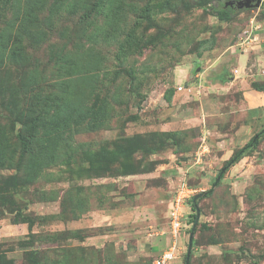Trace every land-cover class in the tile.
Wrapping results in <instances>:
<instances>
[{
	"label": "rangeland",
	"instance_id": "1",
	"mask_svg": "<svg viewBox=\"0 0 264 264\" xmlns=\"http://www.w3.org/2000/svg\"><path fill=\"white\" fill-rule=\"evenodd\" d=\"M19 1L0 0V32L23 5ZM219 1L240 0L212 4ZM127 2L134 5L127 7L121 30L111 29L102 15L81 23L84 11L63 9L44 45L25 42L42 76L22 103L41 108L62 78L71 86L58 91L71 96L77 90L74 95L90 109L70 133L63 162L44 175L17 186L7 181L15 170H0V256L8 264H154L175 242V196L193 192L183 202L172 264H185L192 201L201 194L190 264H264V135L218 177L224 163L264 128V107L249 109L243 95L252 81L264 80V0L260 7L232 6V17L224 21L204 7L179 15L153 6V23L135 14L152 0ZM42 16H50L48 8ZM132 31L145 45L127 43ZM242 53L249 54L245 63L239 61ZM65 61L75 71L66 70ZM17 75L18 66L0 62V125L11 137L14 116L2 102L13 106ZM99 110L101 122L91 127L89 119ZM137 136L159 147L152 154L134 153V167L142 172L78 179L70 172L88 163L64 164L84 150L113 149ZM77 186L87 189L91 205L80 217L65 212L62 202ZM208 245L217 246L218 257L202 255Z\"/></svg>",
	"mask_w": 264,
	"mask_h": 264
},
{
	"label": "trees",
	"instance_id": "2",
	"mask_svg": "<svg viewBox=\"0 0 264 264\" xmlns=\"http://www.w3.org/2000/svg\"><path fill=\"white\" fill-rule=\"evenodd\" d=\"M213 2L214 0H152V2L147 3L146 8H142L140 12L135 14L138 20L147 19L148 22L153 23L154 16L151 14L153 6H157L159 12L171 11L179 15L182 9L189 12L194 8L204 7L206 10L208 8L211 13L222 21L232 17L234 13L232 6H226V2L222 1L215 2L216 4L213 5ZM127 3V0H52L51 2L50 0H24L23 5L18 6L7 29L0 32V62L3 63L4 60H7V62L18 66L16 80L18 85H13L11 92L13 106L9 107L4 99L2 102L3 106H6L7 110H11V114L14 116L11 127L13 130L12 137L0 125V170H15L14 174L7 177V181H14L17 186L30 184L40 175H44L49 168L63 162L62 149L66 145L70 133L81 126L85 116L84 111L86 110L88 113L90 109H86L85 103L79 97L80 94L74 95L77 90H74L71 96L65 95L62 89L58 91L63 84L68 87L71 86L69 81L62 78L58 80L56 92L52 91L46 101L47 103L41 108L22 103L21 97L26 96L28 90H34L39 86L42 76H40L35 58L26 53L25 42L29 40L33 45H44L48 40V32L55 26L53 17L60 14L63 9H70L72 12L84 11L80 20L81 23L84 20L95 19L102 15L106 18V23L111 29L119 30L120 22L125 21L127 17V14H125L127 7L134 5ZM47 8L50 16L43 17L42 14ZM130 42L145 45L142 36L137 39L134 31L129 34L127 43ZM27 66H33L32 70H29ZM64 67L68 71H75V65L69 63V61L64 62ZM90 75L92 74L90 73ZM12 76V71H10V77ZM251 87L264 92V80L252 81ZM100 114L101 110L91 115L92 118L89 119L88 125L91 127L98 125L101 122L99 119ZM18 125L19 127H17ZM263 135L264 128L224 163L218 177L222 178L232 166L254 149ZM158 149L159 147L148 143L146 138L137 136L136 138H126L116 142L113 149L104 146L96 151L84 150L74 161L71 158L64 164L67 166L74 163L76 165L88 163L89 166H82L79 170L70 172L78 179L102 178L107 175L123 176L143 171H138L134 167L137 165L133 162L135 152L142 150L146 154H152L156 153ZM73 190L75 191L65 194L62 202L64 206H67L65 212L80 217L81 214L89 211L91 207L88 191L81 186H77ZM2 191L8 192V187L2 188ZM192 208L195 213L191 216H193V222L195 223L197 214L193 201ZM30 222L32 224V221ZM62 232L60 231L56 235L61 237L63 236ZM186 258L187 254L185 264ZM7 260V257L0 256V264H8ZM38 264H41V262L39 261Z\"/></svg>",
	"mask_w": 264,
	"mask_h": 264
},
{
	"label": "built area",
	"instance_id": "3",
	"mask_svg": "<svg viewBox=\"0 0 264 264\" xmlns=\"http://www.w3.org/2000/svg\"><path fill=\"white\" fill-rule=\"evenodd\" d=\"M250 36V35H249ZM248 40V38H246ZM186 194V193H185ZM190 193L183 195V193L175 196L173 200V204L171 207V215H170V231L171 235L174 238V243L171 245L165 252H163L159 257L155 259L154 264H172L174 260L177 258V237L183 228V202L185 199L189 198ZM185 207V206H184Z\"/></svg>",
	"mask_w": 264,
	"mask_h": 264
},
{
	"label": "crops",
	"instance_id": "4",
	"mask_svg": "<svg viewBox=\"0 0 264 264\" xmlns=\"http://www.w3.org/2000/svg\"><path fill=\"white\" fill-rule=\"evenodd\" d=\"M264 35V34H260ZM249 54H241L239 57L240 63H245L247 60ZM257 80V79H255ZM244 99L247 101L248 108L249 109H255L257 107H264V92L263 91H258L253 88L245 89L243 92ZM215 245H208L204 247V249L201 250L202 255L207 253L209 256L212 257H218L219 252L217 249H215ZM205 250V251H204ZM204 252V253H203Z\"/></svg>",
	"mask_w": 264,
	"mask_h": 264
},
{
	"label": "water",
	"instance_id": "5",
	"mask_svg": "<svg viewBox=\"0 0 264 264\" xmlns=\"http://www.w3.org/2000/svg\"><path fill=\"white\" fill-rule=\"evenodd\" d=\"M262 4V0H240V1H237V2H234V1H227L225 3L226 6H235L237 7L238 9H242V8H250V7H260ZM202 195V194H201ZM201 195H197L194 197V204L196 206V214H197V217H196V221L192 227V231L190 233V237H189V245H188V250H187V258H186V264H190V259H191V254H192V249H193V238H194V232L197 228V224L200 220V217H201V212H200V208L198 207V204H197V201H198V198L201 196Z\"/></svg>",
	"mask_w": 264,
	"mask_h": 264
}]
</instances>
